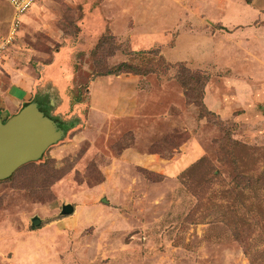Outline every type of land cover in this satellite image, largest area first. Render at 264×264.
Returning a JSON list of instances; mask_svg holds the SVG:
<instances>
[{"label":"rangeland","instance_id":"obj_1","mask_svg":"<svg viewBox=\"0 0 264 264\" xmlns=\"http://www.w3.org/2000/svg\"><path fill=\"white\" fill-rule=\"evenodd\" d=\"M58 51L73 125L0 181V264H264V0H40L0 77L43 78Z\"/></svg>","mask_w":264,"mask_h":264},{"label":"crops","instance_id":"obj_2","mask_svg":"<svg viewBox=\"0 0 264 264\" xmlns=\"http://www.w3.org/2000/svg\"><path fill=\"white\" fill-rule=\"evenodd\" d=\"M1 1H3L5 4H7L9 9L11 8V10H10V18L11 19L8 23V28H7V30H9L14 11H12V6L10 4H9L10 5L9 6L5 0H1ZM84 6L86 8V11L88 10L85 13V15L87 16L86 21L87 22L90 21V29H93V28L95 29V27H97V22L99 24V20L102 19L101 17L103 16L102 15L103 10L101 11V9L96 6V13H95V11H92L91 8L87 9V7H88L87 4H85V5L83 4V7ZM242 9L243 8H241V7H236V9H235L238 11V14L236 16L238 19H240L239 16L241 15ZM243 11L245 12L246 10L244 9ZM244 12L242 13L243 15H244ZM7 15H8V13H7ZM255 17H257V14ZM93 19H94L95 23H94ZM91 24H93V25H91ZM5 35H6V33H5ZM213 43H214V40L209 38L205 44H206V46H209V45L213 46ZM62 50H63V48H62ZM62 50H60V51H62ZM60 51L56 52V54L53 56L52 60H54L53 61L54 65L52 64L53 67L50 66L51 70L49 72L47 71L48 68L46 67V74L43 76V78L37 77L38 74L35 75L34 73H31L28 71H23V70H7L6 72H4V74H2L3 78L0 77V121L1 122H5L6 120L10 119L12 116L21 112L24 108L30 107V106H34L39 113H41L40 107L43 105L44 106L50 105V107L51 106L54 107V109L57 113H60L61 111H63L61 109V107L63 105V103L61 104V101L65 100V90L69 87L70 78H67V75H65L67 73L69 74V68H67L65 71L61 69L62 65L65 66L62 61L63 60L65 61L66 55ZM260 53H261V51H260ZM71 58L73 59V56ZM70 59H69V61H70ZM65 63H68V61H65ZM254 63H255V66H257V67L261 66L264 68V65L262 64L260 59H258V57L255 58ZM56 72L59 74V77H58L59 80L57 83L55 82L54 79L53 80L49 79V77L54 76ZM48 82L53 83V86H54L53 89H52V87L49 88V86L45 87V85L48 84ZM95 82H96V80L92 81V83L90 84L91 90L94 89V87L96 85ZM239 84H240V82H239ZM121 87H122V91L125 93L124 96L127 95V92L130 89L129 85L127 83H125L124 85H121ZM90 88H89V90H90ZM241 88L244 89V83L242 84ZM55 89L59 93L58 95H57V92L55 91ZM123 92H120L119 97L117 98L118 100L120 99V101H118V102L114 101V106L109 105V108H108V109L115 108V110H116L115 112H117L116 115H119V108L121 107V105L123 106L124 104H126V101L128 100V99H126V100L123 99V95H122ZM95 102L96 103L88 104L89 105L88 111L90 112V116H91L92 112L96 113V111L98 112V115L103 114L105 116L107 114V108L105 107L106 108L105 110L102 108V104L104 105V102H101L99 100H96ZM109 115H111L110 112H109ZM55 127H59L58 123L55 124ZM58 141L59 140L57 139L55 142H58ZM52 145H54V143L51 144L50 146H52ZM50 146L48 148H50ZM74 210H75V207H74ZM63 214H65L64 213V207H63ZM36 217H38V216H36ZM36 217H34V218H36ZM38 218H40V217H38ZM33 219H32V221H33ZM41 221H42V219H41ZM64 221L60 222V225H62ZM41 224H42V222H41ZM41 226L42 225H40L38 227H34V228H36V229L43 228ZM62 227L64 228V226H62ZM40 245L42 246V244H40ZM26 250H29V249H26ZM24 255H26V254H17L16 263L17 264H32L33 259H31L30 256L28 257V255L27 256H24ZM33 262H35L37 264V262H39V260H34ZM46 264H49V262H46Z\"/></svg>","mask_w":264,"mask_h":264},{"label":"water","instance_id":"obj_3","mask_svg":"<svg viewBox=\"0 0 264 264\" xmlns=\"http://www.w3.org/2000/svg\"><path fill=\"white\" fill-rule=\"evenodd\" d=\"M58 138L53 122L44 118L34 106L0 122V181L10 177L21 165L39 158ZM73 211L72 205L64 206L65 214ZM41 222L36 217L32 224L36 226Z\"/></svg>","mask_w":264,"mask_h":264},{"label":"built area","instance_id":"obj_4","mask_svg":"<svg viewBox=\"0 0 264 264\" xmlns=\"http://www.w3.org/2000/svg\"><path fill=\"white\" fill-rule=\"evenodd\" d=\"M13 8V18L11 27L6 35L0 37V62L6 56L8 50L14 45L19 28L21 27L24 16L35 6L40 0H5Z\"/></svg>","mask_w":264,"mask_h":264},{"label":"trees","instance_id":"obj_5","mask_svg":"<svg viewBox=\"0 0 264 264\" xmlns=\"http://www.w3.org/2000/svg\"><path fill=\"white\" fill-rule=\"evenodd\" d=\"M125 65H127L126 63H122V64H120V66H118V68L116 69H114L113 71H111V72H108V74H117V75H120L121 73H123V72H129V73H132V70L131 69H127V70H122V68L125 66ZM205 85H206V82L203 84V89H204V87H205ZM40 111H41V114H42V116L44 117V118H47V119H49L50 121H52L53 122V124L55 125L56 123H60L61 125H63V126H65V127H56V131L58 132V135H59V141L65 136V131L66 130H69V129H71L72 128V125L73 124H66L65 122L63 123V121L64 120H62L63 118L60 116V114L59 113H57L56 111H55V109H54V107H50V105L49 106H41L40 107ZM54 113H56L57 115H54ZM7 121V120H6ZM1 122V121H0ZM60 125V126H61ZM55 143H57V142H54V144ZM53 144V143H52ZM47 150V149H46ZM45 150V151H46ZM45 151L43 152V154L45 153ZM42 154V155H43ZM42 155L39 157V158H37V159H35V160H32V161H29V162H27V163H25V164H23V165H21L19 168H21V167H23V166H25V165H27V164H32V162H35V161H37L38 159H40L41 157H42ZM19 168H17L14 172H13V174L10 176V177H12L15 173H16V171L19 169ZM10 177H8V178H6V179H9ZM5 179V180H6ZM261 182V181H260ZM263 183V182H262Z\"/></svg>","mask_w":264,"mask_h":264}]
</instances>
